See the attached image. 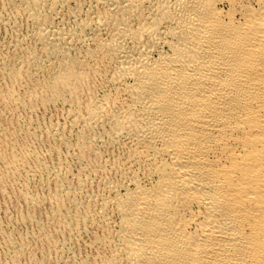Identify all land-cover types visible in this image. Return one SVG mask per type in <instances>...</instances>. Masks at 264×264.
<instances>
[{"label": "bare ground", "instance_id": "6f19581e", "mask_svg": "<svg viewBox=\"0 0 264 264\" xmlns=\"http://www.w3.org/2000/svg\"><path fill=\"white\" fill-rule=\"evenodd\" d=\"M0 29V264H85L89 225L95 264H264V0H0Z\"/></svg>", "mask_w": 264, "mask_h": 264}, {"label": "rangeland", "instance_id": "374dc122", "mask_svg": "<svg viewBox=\"0 0 264 264\" xmlns=\"http://www.w3.org/2000/svg\"><path fill=\"white\" fill-rule=\"evenodd\" d=\"M1 32H2V34H1ZM7 34H6V31H5V34H4V30L3 29H0V36L1 37H5ZM49 115H51L52 117H50ZM54 115V116H53ZM58 117V115L56 114H54L53 112H50V113H48L47 114V116H46V120H49V118H50V120L51 119H56ZM39 192H41V191H39ZM3 204L4 203H0V209L3 211ZM2 205V206H1ZM6 206H7V204H5ZM0 210V214L2 213V211ZM89 227L91 228H89L90 229V231H91V234L89 235V234H83V235H80L79 237L77 236V237H75L74 239H73V245L75 246L74 247V249H75V251L77 252L76 254H77V256H81L80 258H83V259H86L87 257H89V258H87L86 259V263L85 264H92V261H93V259H94V257H96L97 256V254H98V252L99 251H102V249L100 250V248L101 247H96V245L95 244H93V238H91V236H92V234L94 235V234H102V230L101 229H99V227H97V226H95V225H93V227H91V225H89ZM94 228V229H93ZM98 228V229H97ZM95 229H96V231H97V233H96V231H95ZM94 232V233H93ZM83 238H82V237ZM87 237H89V238H87ZM80 238V239H79ZM91 238V239H90ZM77 239V240H76ZM92 241V242H91ZM76 244V245H75ZM84 246V247H83ZM90 246V247H89ZM76 247L77 248H79V249H77L76 250ZM96 248H97V251H95L96 250ZM90 249V250H89ZM86 250V251H85ZM79 252H81V253H79ZM96 252H97V254H96ZM81 254V255H80ZM87 254V255H86ZM96 255V256H95ZM86 257V258H85ZM91 257V258H90ZM93 257V258H92ZM91 259H92V261H91ZM97 260V259H96ZM95 261V260H94ZM94 261H93V264H95L94 263ZM89 262H91V263H89Z\"/></svg>", "mask_w": 264, "mask_h": 264}]
</instances>
